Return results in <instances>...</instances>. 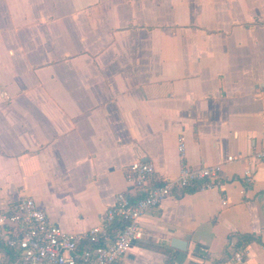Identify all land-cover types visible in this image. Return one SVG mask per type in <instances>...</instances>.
Wrapping results in <instances>:
<instances>
[{"label": "crops", "instance_id": "1", "mask_svg": "<svg viewBox=\"0 0 264 264\" xmlns=\"http://www.w3.org/2000/svg\"><path fill=\"white\" fill-rule=\"evenodd\" d=\"M263 147L264 0H0V211L30 197L82 233L117 193L142 196L134 161L154 166L148 188L221 165L216 187H177L140 217L117 264H226L236 249L264 264V161L245 160ZM5 246L0 264H16Z\"/></svg>", "mask_w": 264, "mask_h": 264}, {"label": "built area", "instance_id": "2", "mask_svg": "<svg viewBox=\"0 0 264 264\" xmlns=\"http://www.w3.org/2000/svg\"><path fill=\"white\" fill-rule=\"evenodd\" d=\"M182 140L180 138V151ZM233 159V156L227 158L228 161ZM245 160L254 164L264 161V147ZM221 169V165L197 169L182 167L176 178L148 188L154 166L146 161H134L127 166L124 178L129 186L141 191L142 196L131 201L123 192L117 193L99 224L82 233L64 232L49 222L32 198L21 197L15 212L0 211V240L10 249L19 250L16 264H117L134 241L142 237L140 217L160 206L177 187L191 188L197 183L202 189L216 187ZM244 178L247 183L252 182V171L248 168L244 170ZM117 221L125 222V225L110 238V226ZM245 259L246 251L236 249L226 264H243Z\"/></svg>", "mask_w": 264, "mask_h": 264}, {"label": "water", "instance_id": "3", "mask_svg": "<svg viewBox=\"0 0 264 264\" xmlns=\"http://www.w3.org/2000/svg\"><path fill=\"white\" fill-rule=\"evenodd\" d=\"M171 246L177 250L184 251L186 249V242L173 238L171 240Z\"/></svg>", "mask_w": 264, "mask_h": 264}, {"label": "trees", "instance_id": "4", "mask_svg": "<svg viewBox=\"0 0 264 264\" xmlns=\"http://www.w3.org/2000/svg\"><path fill=\"white\" fill-rule=\"evenodd\" d=\"M125 225V222H122V221H117V222H114L113 224H111L110 226V231L111 230H118V229H121L123 226ZM7 248V246H5ZM8 250V248H7ZM9 252V251H7Z\"/></svg>", "mask_w": 264, "mask_h": 264}]
</instances>
